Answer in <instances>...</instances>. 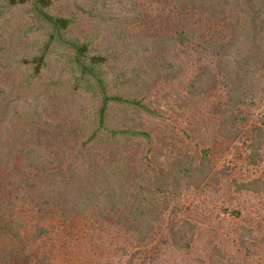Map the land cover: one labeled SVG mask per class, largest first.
Instances as JSON below:
<instances>
[{
  "label": "trees",
  "instance_id": "obj_1",
  "mask_svg": "<svg viewBox=\"0 0 264 264\" xmlns=\"http://www.w3.org/2000/svg\"><path fill=\"white\" fill-rule=\"evenodd\" d=\"M0 264H264V0H0Z\"/></svg>",
  "mask_w": 264,
  "mask_h": 264
},
{
  "label": "rangeland",
  "instance_id": "obj_2",
  "mask_svg": "<svg viewBox=\"0 0 264 264\" xmlns=\"http://www.w3.org/2000/svg\"><path fill=\"white\" fill-rule=\"evenodd\" d=\"M151 6L152 7H156V8H160V4H151ZM86 26V24H85V21L83 20V19H81V18H79V24H78V30H80V29H82V28H84ZM239 222H241V220H235V221H232V224H236V223H239ZM228 223H230L229 221H228V219H225L224 220V224H228Z\"/></svg>",
  "mask_w": 264,
  "mask_h": 264
}]
</instances>
